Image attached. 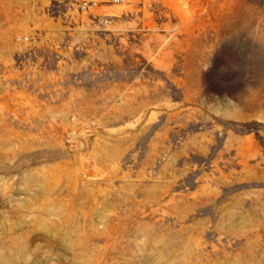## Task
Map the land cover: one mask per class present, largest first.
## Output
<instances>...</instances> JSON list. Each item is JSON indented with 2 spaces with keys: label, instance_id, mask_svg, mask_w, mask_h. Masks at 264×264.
<instances>
[{
  "label": "rangeland",
  "instance_id": "obj_1",
  "mask_svg": "<svg viewBox=\"0 0 264 264\" xmlns=\"http://www.w3.org/2000/svg\"><path fill=\"white\" fill-rule=\"evenodd\" d=\"M85 1L0 0V264H264V0Z\"/></svg>",
  "mask_w": 264,
  "mask_h": 264
},
{
  "label": "built area",
  "instance_id": "obj_2",
  "mask_svg": "<svg viewBox=\"0 0 264 264\" xmlns=\"http://www.w3.org/2000/svg\"><path fill=\"white\" fill-rule=\"evenodd\" d=\"M70 5H71L70 7L72 8L73 13L86 14L91 9L96 7L97 2L85 1V0H72ZM94 20H96V19H94ZM99 23L101 25L104 24V22H102L101 20H99ZM16 41L21 43L22 45H26L30 42L29 38H21V37H17Z\"/></svg>",
  "mask_w": 264,
  "mask_h": 264
}]
</instances>
